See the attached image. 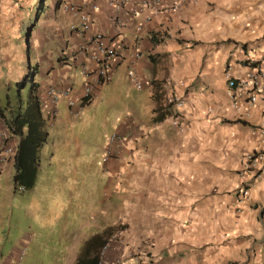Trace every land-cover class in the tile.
<instances>
[{
  "label": "crops",
  "instance_id": "1",
  "mask_svg": "<svg viewBox=\"0 0 264 264\" xmlns=\"http://www.w3.org/2000/svg\"><path fill=\"white\" fill-rule=\"evenodd\" d=\"M39 3L43 7L37 12ZM44 3L0 0V88L16 85L28 73L24 54L31 43L41 55V67L32 74L38 92L48 84L72 83L79 98L81 84L66 63V52L78 39L60 19L61 3L49 6L47 22ZM110 15L100 3L94 27L114 35ZM119 36L129 49L138 46L140 57L116 62L110 81L84 103L114 88L121 77L134 86L128 72L148 87L144 102L134 101L137 114L119 122L113 134L127 140H115L116 150L103 161L107 204L94 214L108 211L125 225L110 250L120 264H264V173L250 177L247 200L237 199L243 157L264 151V93L251 105L243 98L247 87L232 99L223 74L227 66L237 78L253 70L264 73V0H178L175 10L155 16L140 32L123 29ZM35 74L41 77L34 79ZM168 92L182 96L183 106L166 105ZM59 102L71 115L77 104L84 105L79 99L73 108L64 98ZM158 102L166 116L153 121ZM57 103L46 108L53 121H61ZM11 113L1 111L0 134L7 133L16 145L17 137L4 123ZM172 114L179 126L170 124ZM5 164L13 168V158L0 169ZM103 225L109 223L96 225L91 235L102 233ZM75 235L67 237L73 242L69 248L77 247Z\"/></svg>",
  "mask_w": 264,
  "mask_h": 264
},
{
  "label": "rangeland",
  "instance_id": "2",
  "mask_svg": "<svg viewBox=\"0 0 264 264\" xmlns=\"http://www.w3.org/2000/svg\"><path fill=\"white\" fill-rule=\"evenodd\" d=\"M55 1L57 6L63 2L45 0L46 22L51 12L49 6ZM59 13L67 29L69 21L75 18L61 9ZM25 35L23 31V40ZM40 58L39 47L36 49L30 43L29 51L24 54L26 71L41 67ZM53 64L56 66L55 61ZM71 75L76 83L81 84L83 79L79 70ZM39 77L35 74L34 79ZM29 86V80L20 87L14 83L8 88L2 86V111L6 114L22 111ZM147 88L136 89L127 77H121L114 88L109 87L88 104H77L76 115L68 114L59 101L57 112L61 121L58 118L53 121L46 108L40 110L47 136L37 151L38 163L32 187H14L11 180L13 168L5 164L0 169V264H69V258L73 253L77 254L84 239L92 236L96 225H102V222L109 223L102 226L105 242L110 236L116 239L125 227L122 219L112 217L108 211L99 216L107 204L102 190V183L107 179L102 169L103 161L116 150L113 148L115 140H127V137L113 134L119 122L132 113L137 114L132 110L138 107L134 106V101L143 103ZM136 110L142 113L139 108ZM96 212L98 216L94 214ZM71 232L77 234L76 248H69L73 244L67 238ZM110 249L111 242L101 254L100 247L101 261L108 262L118 256Z\"/></svg>",
  "mask_w": 264,
  "mask_h": 264
},
{
  "label": "built area",
  "instance_id": "3",
  "mask_svg": "<svg viewBox=\"0 0 264 264\" xmlns=\"http://www.w3.org/2000/svg\"><path fill=\"white\" fill-rule=\"evenodd\" d=\"M103 3L111 9L110 20L117 30L114 35H109L104 31L94 27V14L98 5ZM178 6V0H94L89 4L75 3L70 0H63L61 8L63 12L72 15L75 20L68 24L70 34L78 39V42L69 46L67 50V62L72 65V73L79 70L82 76L80 85V96H73L72 83L65 84L61 87H55L48 84L37 93L39 108H52L64 98L68 108H73L77 99L82 102L89 101L96 89L106 84L111 79L115 63H119L126 56L129 59L136 60L140 57L138 46L129 49L120 38L123 29L132 28L134 33L140 32L144 23L152 20L159 14H168ZM226 78L227 93L235 99L242 89L248 88L244 95V102L248 105L254 103L257 94L264 93V73L258 70L250 71L244 78L233 77L230 67L223 71ZM129 79L134 87L140 89L142 81L131 76L128 72ZM164 102L168 106L178 109L183 106L182 96L174 92H168L164 97ZM169 122L173 126H179L176 114L169 116ZM16 145L10 140L7 133L0 134V164L14 158ZM264 173V151L248 153L243 157L238 174L242 180L237 193V199L247 200L250 188V177H257ZM114 236L102 245L100 254L103 249L110 245ZM120 257L105 262L98 257V264H120ZM143 264H156L154 262H145Z\"/></svg>",
  "mask_w": 264,
  "mask_h": 264
},
{
  "label": "trees",
  "instance_id": "4",
  "mask_svg": "<svg viewBox=\"0 0 264 264\" xmlns=\"http://www.w3.org/2000/svg\"><path fill=\"white\" fill-rule=\"evenodd\" d=\"M43 5H37V12ZM34 71V70H33ZM32 72H28L19 82L18 87L30 81L29 91L22 111L12 112L4 119L7 130L17 137L16 150L13 158L12 183L22 189L32 187L38 163L37 151L45 141L47 132L43 128L38 101V84L32 80ZM83 104L86 102H82ZM165 106L161 102L154 108L153 121L161 120L166 116ZM2 107L0 106V114ZM25 130V131H24ZM105 234L97 233L85 239L76 254L73 264H98L99 250L105 242Z\"/></svg>",
  "mask_w": 264,
  "mask_h": 264
},
{
  "label": "clouds",
  "instance_id": "5",
  "mask_svg": "<svg viewBox=\"0 0 264 264\" xmlns=\"http://www.w3.org/2000/svg\"><path fill=\"white\" fill-rule=\"evenodd\" d=\"M104 244V243H103Z\"/></svg>",
  "mask_w": 264,
  "mask_h": 264
}]
</instances>
